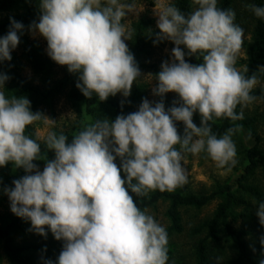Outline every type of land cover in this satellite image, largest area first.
<instances>
[{"label":"clouds","instance_id":"obj_1","mask_svg":"<svg viewBox=\"0 0 264 264\" xmlns=\"http://www.w3.org/2000/svg\"><path fill=\"white\" fill-rule=\"evenodd\" d=\"M217 2L192 0L196 7L185 15L170 0H157L160 31L153 43L166 39L175 46L171 62L161 64L152 92L160 97L177 93L179 100L173 106L166 110L163 99L144 98L138 111L114 120L98 119L70 143L62 132H49L44 143L55 155L42 171L34 163L43 158L41 146L25 129L44 115L31 111L26 97H6L3 89L10 77L0 73V167L12 162L26 173L13 180L14 187L4 188L10 210L30 221L36 233L46 237L47 226L56 240L64 241L56 261L44 264H167V230L137 206L132 194L147 196L185 184L184 154L207 153L220 168L237 163L232 136L240 126L234 124L218 137L210 122L243 120V110L236 109L256 99L250 93L257 77L235 67L244 30L234 22L235 11L218 8ZM249 7L264 19V6ZM39 8V21H33L29 31L46 39L52 60L79 74L76 87L85 97L95 93L104 101L117 93L131 94L141 72L125 42L134 30L122 20L135 11L134 3L39 0ZM9 20L8 32L0 36V62L12 59L20 42L18 33L25 27L12 17ZM196 54L202 63L186 61V55ZM194 113L200 116L199 126L193 122ZM177 121L183 122L182 135ZM253 204L258 205L256 215L264 226V202ZM260 244L264 250V236Z\"/></svg>","mask_w":264,"mask_h":264},{"label":"trees","instance_id":"obj_2","mask_svg":"<svg viewBox=\"0 0 264 264\" xmlns=\"http://www.w3.org/2000/svg\"><path fill=\"white\" fill-rule=\"evenodd\" d=\"M251 1L257 6H264V0ZM235 3L236 0H218L217 7L234 10ZM174 5L185 15L192 12V0H176ZM17 9H20V12L11 17L23 23L25 26L24 29L32 24L33 21H39V0H0V11ZM9 18L0 21V36L8 32L10 25ZM236 20L237 15H235V23ZM23 32L18 33L20 36L19 43L26 44L27 40ZM156 33H158V30L145 34L143 22H139L136 25L134 41L129 50L134 54L139 68L147 67L146 64L141 62V59L149 54L150 43ZM24 56L29 60L32 68L37 73H49L55 63L50 57L44 55L38 44L34 43L27 44ZM185 59L187 62L193 64L202 63V57L199 56V54L186 56ZM262 66H264V19L257 18L255 20L250 43L247 47L245 68L247 72L243 71L242 73L248 77L255 75L257 81L264 82V68H262ZM3 73L10 77L6 82L11 84V93L13 95L31 99V111L33 112L43 102L50 100L57 94L66 92L67 99L83 112L82 117L75 123L72 130L64 133L68 137V143L71 142L73 136L78 134V132L85 127L84 123H89L88 125H90L98 119L102 120L107 118L109 120H114L117 115H127L128 108L142 98V87L140 86L133 89L125 105L116 100L115 96H109L108 99L104 101H101L95 93H93L91 98L85 97L76 87L79 78L78 73L68 72L61 80L46 91L26 83L23 79L12 74L10 71H5ZM250 94L256 97V99H264V88L252 89ZM164 104L166 110L173 106V103L170 101H164ZM236 111L239 113L238 106ZM86 120L89 122H85ZM255 121V117H246L243 120L235 122L226 118L214 119L210 122L212 132L218 137L223 135L226 129L235 124L240 126V130L248 131L253 139V144L244 150L245 164L234 183L225 182L218 184L210 193L205 194L187 193L178 190H155L150 191L147 196L137 197L130 192V194L133 195L134 202L137 203V206L141 210L154 207L157 203L162 201L167 202L164 213L169 220V225L166 229L168 237L172 234L181 233L184 229L181 216L182 208L201 209L211 201L218 200L212 215L190 230V236L196 238L190 264H213L212 257L216 253L220 243L224 240L229 242L230 245H233L237 255L231 261L223 264H260V260L257 258L262 255L264 251L261 245L257 246L255 251L249 250L245 242L246 232L236 230L231 223V218L238 216L235 213L236 208L246 204L244 197L238 194L237 191L247 194L252 201H256L257 203L264 202V192L257 186L247 182L249 177L255 175L256 170L260 166H264V150L260 147V137L252 128ZM193 122L199 126V114L193 115ZM175 123L178 133L182 135L184 130L183 122L177 121ZM25 134L37 140L30 125L26 127ZM38 143L41 146L42 159H46L47 161L53 159L55 155L54 151L48 149L44 142ZM178 146L179 145L176 147L178 148ZM37 161L40 160H35L34 163ZM23 175H25L24 169L15 167L12 162L0 168V204L5 199L4 188L14 187L12 183L13 180L19 179ZM255 206L258 207V205ZM240 217L249 216L240 214ZM27 223L28 221L15 214H6L0 219V245L9 264H42L39 259L34 258L32 255V250L34 251L37 249L42 251L41 247L17 245L14 243V235L23 232ZM51 244L50 249H56V252L60 254L64 241L56 240L54 236H52Z\"/></svg>","mask_w":264,"mask_h":264},{"label":"rangeland","instance_id":"obj_3","mask_svg":"<svg viewBox=\"0 0 264 264\" xmlns=\"http://www.w3.org/2000/svg\"><path fill=\"white\" fill-rule=\"evenodd\" d=\"M175 1L176 0H170V3L174 4ZM122 2H131L135 5V11L127 13L126 17L122 20V23L126 27H130L134 30L132 39L125 41L129 49L131 48L134 41L137 23H144L145 34H148L154 30H158V32L160 31L157 27L158 16L155 12V9L157 8V0H122ZM253 4L254 3L251 0H236L234 5V11L237 15L236 24H238L244 30L242 47L237 54V60L235 64L237 70L241 72H243L246 68L247 47L250 43L255 20L258 18L250 10L249 6ZM195 7L196 6L192 3V11ZM18 12H20V9L0 11V21L6 20ZM23 35L27 40L26 44L19 43L17 47L12 50V59L10 61L0 62V73L10 71L12 74L23 79L26 83L35 86L40 90L46 91L69 72L68 67L67 65H60L55 62L49 73L42 74L35 72L29 60H27V58L24 56L26 46L28 43L38 44L44 55L48 56L47 41L38 32L35 34L30 32L29 26L24 29ZM155 39L156 35L153 37V40L150 43L149 54L141 59V62L146 64L147 67L139 68L141 75L133 81L131 87V92L137 86L142 87V98L140 101L128 108L127 114L138 111L139 105L142 103L144 98H147L150 102H159L161 99H163V102L170 101L173 103L174 101L179 100L178 94L175 92H168L164 94L163 97L154 95L152 92V89L158 83V81L155 79L156 74L161 71V64L164 61L171 62V50L175 46L173 42L166 39L158 43H153ZM185 51L187 52V49H185ZM11 87V84H8V82L5 83V88L3 91L5 92L6 97L14 96L11 93ZM261 87L264 88V82L257 81V84L253 89ZM129 97L130 95L128 97H124L121 93H117L115 95V99L119 102L123 101V105L128 102ZM27 99L31 101L30 98ZM238 107L239 112L243 110L244 118L255 117L256 121L253 123L252 128L260 137V147L262 150H264V99H255L252 103L244 106L242 109L240 105H238ZM34 112H40L44 115L43 119L30 124V127L32 128L38 142L40 143L44 142L43 138L46 137L49 132L54 131L59 135L61 132L64 134L72 130L75 123L79 120V118L82 117L83 114L80 108L74 106L67 99L66 92L57 94L50 100L43 102L36 108ZM45 121H47V123ZM85 122L89 121L86 120ZM88 124L84 123L85 126H88ZM232 139L235 143L237 153V163L234 166H232L230 169L227 167H217L216 163L208 157L207 153L203 152L198 155L184 154V160L182 163L186 170L187 182L175 190L187 193L205 194L210 193L218 184L225 182L234 183L245 164L244 150L253 144V139L246 130H240L237 134L232 136ZM39 160L40 161H37L36 164L38 165L39 170L42 171L47 163V160ZM114 162L119 167V157H117ZM31 174H34V172ZM123 175L124 174L121 173L122 178ZM247 182L257 186L264 192V166H260L256 170L255 175L249 177ZM237 193L244 197L246 204L236 208L235 213L238 216L232 217L231 223L236 230L246 232L245 242L247 243L249 250H253L257 246L261 245L260 237L264 236V226L259 224V219L256 215V210L258 207L253 204L250 196L239 191H237ZM217 203L218 200H213L201 209H181L184 229L181 233L172 234L168 237L167 264L191 263V255L196 238L190 236V230L200 222L208 219L212 215ZM166 207L167 202L162 201L157 203L156 206L149 207L145 210H147L149 214H152L157 222L167 229L169 220L164 213ZM6 214L9 215L14 213H12L10 210V201L8 196L5 194V199L0 204V219ZM240 214H245L249 217H240ZM45 228L47 231L46 237L32 230L31 223L28 221L27 225L25 226V230L14 235V243L17 245L41 247L42 251L37 249L34 251L32 250V255L34 258L39 259L42 264H44L45 260L48 259L56 261L57 257L59 256V253L56 252V249H50L52 245L51 243L53 234L47 229V226H45ZM236 255L237 253L233 245H230L229 242L224 240L220 243L216 253L213 255L212 262L213 264H223L234 259ZM257 259H264V251ZM0 264H9L8 260L3 254L1 245Z\"/></svg>","mask_w":264,"mask_h":264}]
</instances>
